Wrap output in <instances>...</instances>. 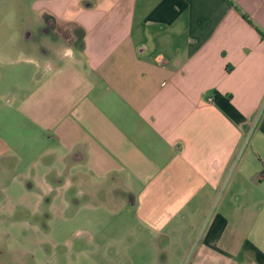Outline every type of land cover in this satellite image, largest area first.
<instances>
[{
    "label": "crops",
    "instance_id": "0c3cea01",
    "mask_svg": "<svg viewBox=\"0 0 264 264\" xmlns=\"http://www.w3.org/2000/svg\"><path fill=\"white\" fill-rule=\"evenodd\" d=\"M27 4L32 22L83 33L30 49L51 77L30 76L24 114L61 165L34 186H77L101 214V194L118 195L139 240L176 264L198 234L190 264H264V0Z\"/></svg>",
    "mask_w": 264,
    "mask_h": 264
},
{
    "label": "rangeland",
    "instance_id": "374dc122",
    "mask_svg": "<svg viewBox=\"0 0 264 264\" xmlns=\"http://www.w3.org/2000/svg\"><path fill=\"white\" fill-rule=\"evenodd\" d=\"M1 1L0 52L5 63H0V264H176L166 250L139 240V220L124 214L126 204L118 202V195L114 202L113 195L101 194L104 202H95L106 210L101 214L74 193L77 186L59 197L51 184L45 189L34 186V176L41 181L52 178L47 172L49 165H61L55 154H49L52 134H43L24 114L29 96L35 93L36 85L28 82L30 76L43 81L50 76L44 63L29 64L30 49L40 44L33 54L39 57L40 48L50 42L59 47V37L70 47L78 44L82 32L73 25L56 31L52 21L32 22L35 16L29 11L28 0ZM97 190L101 191L100 187ZM44 191L51 192L41 196ZM112 191L121 194L118 187ZM75 199L82 201L78 204ZM200 237L196 236L195 244ZM195 244L180 264H190Z\"/></svg>",
    "mask_w": 264,
    "mask_h": 264
},
{
    "label": "clouds",
    "instance_id": "9594fccd",
    "mask_svg": "<svg viewBox=\"0 0 264 264\" xmlns=\"http://www.w3.org/2000/svg\"><path fill=\"white\" fill-rule=\"evenodd\" d=\"M65 55L66 56H71L72 55L71 49H66L65 50Z\"/></svg>",
    "mask_w": 264,
    "mask_h": 264
},
{
    "label": "trees",
    "instance_id": "16d2710c",
    "mask_svg": "<svg viewBox=\"0 0 264 264\" xmlns=\"http://www.w3.org/2000/svg\"><path fill=\"white\" fill-rule=\"evenodd\" d=\"M78 44H79L80 46H82V44H83V33H82V37H80V38L78 39Z\"/></svg>",
    "mask_w": 264,
    "mask_h": 264
}]
</instances>
